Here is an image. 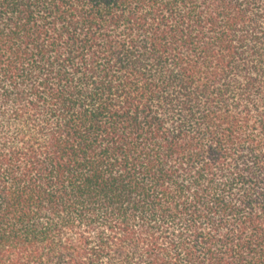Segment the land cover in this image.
I'll return each mask as SVG.
<instances>
[{"label":"trees","instance_id":"16d2710c","mask_svg":"<svg viewBox=\"0 0 264 264\" xmlns=\"http://www.w3.org/2000/svg\"><path fill=\"white\" fill-rule=\"evenodd\" d=\"M0 264H264V0H0Z\"/></svg>","mask_w":264,"mask_h":264}]
</instances>
